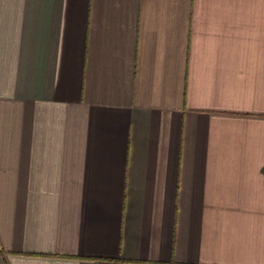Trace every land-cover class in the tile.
Instances as JSON below:
<instances>
[{"label": "crops", "instance_id": "crops-1", "mask_svg": "<svg viewBox=\"0 0 264 264\" xmlns=\"http://www.w3.org/2000/svg\"><path fill=\"white\" fill-rule=\"evenodd\" d=\"M0 264H264V0H0Z\"/></svg>", "mask_w": 264, "mask_h": 264}]
</instances>
